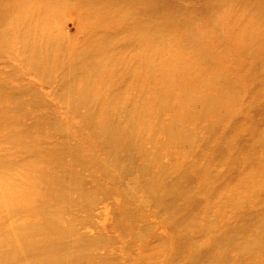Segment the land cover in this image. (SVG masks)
Wrapping results in <instances>:
<instances>
[{"label":"rangeland","instance_id":"1","mask_svg":"<svg viewBox=\"0 0 264 264\" xmlns=\"http://www.w3.org/2000/svg\"><path fill=\"white\" fill-rule=\"evenodd\" d=\"M0 264H264V0H0Z\"/></svg>","mask_w":264,"mask_h":264}]
</instances>
